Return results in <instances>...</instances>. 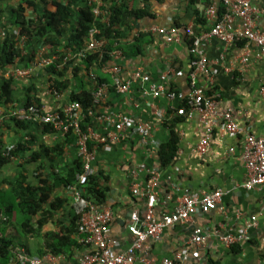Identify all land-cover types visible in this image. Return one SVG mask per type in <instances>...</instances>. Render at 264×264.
Here are the masks:
<instances>
[{"label": "crops", "instance_id": "1", "mask_svg": "<svg viewBox=\"0 0 264 264\" xmlns=\"http://www.w3.org/2000/svg\"><path fill=\"white\" fill-rule=\"evenodd\" d=\"M129 3L131 10L142 6L140 0H130ZM205 7L203 0H148L146 8L150 16L123 19L128 25L119 29L126 33L128 39L142 35V53L135 56L122 53L110 55L108 64L121 67L122 80L128 82V90L119 93L110 89L105 101L97 109L99 114L122 115L127 119V124L119 128L115 123L92 117L94 124L91 127L97 133L114 131L118 134L114 141L97 148L95 174L91 176L98 177L99 184L107 188V191L103 203H94L111 209L113 219L109 226V240L114 250L124 251L131 240L127 229L130 214L136 212L139 217H143L147 205V200L134 196L130 187L132 184L143 187L152 169L159 168L161 188L155 207L158 215L171 212L185 190L191 194H199L203 190L221 188L225 192L219 207L207 213L194 214L186 224L177 223L165 228L160 238L152 243L150 257L157 263L164 258L173 257L179 251L183 257L182 264H264V193L258 189L246 190L241 187L246 178L241 159V140L220 134L217 126L219 113L230 108L235 122L245 131L264 135V59L256 58L252 52L249 65L241 70L237 59L242 52V43L231 45L225 51L216 39L207 44L204 55L208 59L209 71L206 75H199L197 80L208 93L215 91L220 96L215 105V114L208 116V120L215 123L208 149L204 154H199L195 146L206 130L199 114L193 112L191 116H187L176 113L188 91L191 66L187 58V45L184 39L180 43L166 42L162 35L153 31V27L176 26L182 37L188 26L194 31H204L209 27L203 16ZM255 26L264 28V10L258 13ZM11 28L16 31L14 26ZM57 38L59 45L53 47L39 43L31 44L28 49L24 46L21 57L14 64L19 67L31 66L34 52L40 48L45 54L61 50L66 39L64 36ZM136 70L141 75H147L149 81L144 82L140 77L132 78L133 71ZM90 71L109 80L101 69ZM166 73L165 86L176 93L175 98L170 99L164 93L153 96L145 92L149 83L161 84V76ZM49 77L50 74L40 67L34 70L31 77H12L10 101L3 105V109L22 106L29 96L50 111L59 110L69 102L68 95L77 87L76 81L68 68L63 74V79L68 80V88L60 89L54 95L47 91ZM87 80L80 78L78 83L86 84ZM141 123L149 125L145 135ZM170 128L177 134V150L172 161L162 167L157 150L168 139ZM66 136H61L53 129L46 130L37 123L27 122L18 126L13 120L3 121L0 124V147L22 142L24 151L13 154L22 159L20 162L0 155V191L7 190L9 183L19 177H25L28 184L35 185L48 173L49 164L61 172L78 161V172L81 162L76 156L75 136L72 135V140ZM41 145L53 149L56 146L52 155H49L51 159L39 152L33 159L29 157L28 150H37ZM230 147L233 148L232 151ZM72 183L75 184V178ZM85 186L86 184L83 190ZM56 198L63 201L57 208H49L48 203L43 205L44 209H50L51 216L42 226L35 227L38 215L30 218L28 224L36 228L34 232L29 230L24 233L19 223L22 215L20 214V218L17 214V218H14L17 222L10 221L5 226L0 225V235L15 238L16 243L20 241L24 245L17 246L27 248L28 252L25 251L30 256L50 253L46 251L39 255V250L44 249V233H61L65 230L70 225L72 210L77 208L71 205V193L65 190V186L52 192L51 199ZM251 216L255 217V224L248 226ZM77 226L78 221L76 231ZM76 231L72 234L76 245L70 253L61 254L63 257L56 264H77L83 247L77 242ZM193 232L206 236L203 244L192 242ZM228 233L244 234L245 238L226 246L219 237ZM15 263L18 262L11 259L7 264ZM136 264L141 263L136 261Z\"/></svg>", "mask_w": 264, "mask_h": 264}, {"label": "built area", "instance_id": "2", "mask_svg": "<svg viewBox=\"0 0 264 264\" xmlns=\"http://www.w3.org/2000/svg\"><path fill=\"white\" fill-rule=\"evenodd\" d=\"M264 0H210L203 12L205 20L209 23L208 29L195 33L191 26L184 29L190 43L187 44V58L191 69L188 75V91L182 99V103L177 108L179 115L191 116L193 112L199 114L200 120L206 127L204 135L195 146L199 154H204L209 146L212 127L215 123L208 120L210 114H215V105L219 102V94L215 91L210 93L203 85L198 83L199 75L208 74V59L204 55L207 44L216 39L220 42L225 51L231 45L242 43V52L237 61L244 70L250 63L251 53L254 52L256 58L264 59V28L255 26L258 13L264 10ZM87 4L92 6L95 16L102 15V21H108V13H105L104 0H87ZM16 29L15 41L20 49V54L24 49L26 37L19 35ZM153 31L162 35L166 42L180 43L183 37L178 27H153ZM99 28L92 25L87 32L85 46L81 50L72 52L68 48L58 50L59 53L45 54L40 48L34 52L31 59V66L19 67L14 63L0 70L1 77L24 78L31 77L37 67L45 68L52 63L59 61L58 66L65 64L70 59L76 60L99 49L103 44V39L98 37ZM4 32L0 29V36ZM120 54L119 50H113ZM17 60V59H16ZM101 70L106 73L109 80H97L95 74L89 73L90 80L93 81L91 91L92 105L83 109L79 102L69 101L59 110L50 111L43 105L31 103L28 105L15 106L7 110L0 108V124L5 120H19L38 124H49L52 129L61 136L69 133L75 136L76 156L81 162V169L75 173V184H67L65 190L71 193L70 203L76 206L79 211L76 239L83 251L77 258V264H182L181 252H176L173 257H167L160 262H155L149 255L152 243L160 238L163 230L174 224H186L196 213H207L219 207L221 197L225 191L221 188L203 190L199 194H191L187 190L180 197L179 202L169 213L157 214L158 193L160 192L159 168L150 171L149 178L143 187L139 188L132 184L130 189L134 196L147 200V205L143 217H139L136 212L130 214V221L127 229L131 235L130 244L124 251H116L111 246L109 240V226L113 219L109 207L96 205L90 200L82 197L83 187L88 178L95 174V158L97 148L100 145L114 141L118 134L108 131L103 134L97 133L93 127L87 126L82 129L80 123L85 117H93L97 120L104 119L115 123L119 128L127 124V119L119 114H99L97 107L101 105L110 89L124 93L128 90V82L122 80L121 67L117 64L105 62ZM144 82L149 81L147 75H141L138 70L133 71L132 78H139ZM167 73L161 76V84L149 83L145 92L153 96L165 94L173 99L176 93L168 90L165 86ZM47 91L58 94V90L53 87L52 82L46 84ZM263 90V88H261ZM218 131L230 137L241 140V159L246 170V178L241 184L246 190L258 189L264 193V135H257L247 132L237 124L233 118L232 109H226L219 113ZM143 134L148 133L149 125L141 123ZM89 142H92L89 145ZM232 147L230 150L232 151ZM0 155L3 158L20 162L22 159L13 155L5 146L0 147ZM255 224V217L251 216L248 226ZM226 246H229L240 239H244V234L232 235L230 233L219 237ZM205 235L193 232L191 240L195 244H203ZM15 261L19 264H56L63 257L61 254L46 253L43 256H30L24 248L16 246L12 250Z\"/></svg>", "mask_w": 264, "mask_h": 264}, {"label": "trees", "instance_id": "3", "mask_svg": "<svg viewBox=\"0 0 264 264\" xmlns=\"http://www.w3.org/2000/svg\"><path fill=\"white\" fill-rule=\"evenodd\" d=\"M140 1L142 2V6L131 10L129 7L130 0H104L106 5L105 13L109 15L107 22L102 21V15L95 16L93 14L92 6L87 4V0H20L19 3L10 7L9 11H5L6 7H4V4L1 5L0 1V29L4 32L3 37L0 36V70L12 65L16 59L21 57L20 49L15 41L16 36L11 26L19 30V35L26 37V49L31 44L34 45L37 43L41 45L50 44L52 47L57 46L59 45L56 42L57 37L64 36L66 42L62 49L68 48L72 52H75L84 48L88 29L92 25H95L99 28L100 34L98 37L103 39V44L99 49L86 53L84 57L79 59H70L65 64L58 66V61L44 68L50 74L48 81L52 82L53 87L58 91L68 88V80L63 79V74L70 68L77 87L69 92L68 100L77 101L83 109H86L92 105L91 91L94 83L89 77V73L92 72L90 70L101 69L105 62L110 61V52L113 50H120L123 55L135 56L142 53V35L138 34L128 39L126 33L119 29L127 27L126 25L128 24L123 20L125 17L132 19L134 16L135 18L141 15L150 16L146 8L148 0ZM192 1L194 2V0H190V2ZM203 1L204 6H206L210 0ZM27 10L30 12H27ZM131 15L133 16L131 17ZM195 33L199 32L195 31ZM183 39L187 44L190 43L187 35L184 34ZM54 52L61 54L58 50H54L52 53ZM95 76L97 80L107 81L104 77L96 74ZM80 78L88 79V83L85 84V82H82L79 85L78 81ZM11 82V77H4L0 81V107H3L8 100L10 101ZM31 103H36V101L27 96L22 105ZM12 120L18 126L27 123L26 121ZM93 124L94 121L89 116L85 117L80 123L82 129H85L87 126H93ZM39 125L44 126L46 130L52 131L49 124L41 123ZM67 136L71 140L74 139L71 133ZM177 144V134L173 128H170L168 139L157 150L162 167L169 164L175 157ZM6 147L12 154L24 151L22 142L13 143ZM55 147L53 149V147H44L41 145L39 149L34 151L28 150L27 153L32 159L35 157V154L38 155V152L51 159L49 155H52ZM53 167L52 164H49L48 173L44 178H40L35 185L28 184L25 177H19L14 182L9 183L7 190L0 191V225L5 226L12 221L11 219L17 218V214H21L22 220L19 223L25 233L29 232V230L30 232H34L36 228H39L48 220L51 216L49 208H57L63 202L60 198H56L57 200L51 199L52 192L56 188L72 183L74 181V174L80 168V164L78 161H75L72 167H68L61 172L53 169ZM106 191L107 188L101 186L99 184V178L94 175L88 178L82 197L95 203H103L106 197ZM47 203L49 204V208L44 209L43 205ZM75 209L78 210V208ZM75 209L71 212L73 216L70 220V225L65 230L61 233L58 231H47L44 233V249L43 251L39 250V255L46 251L53 254L71 252L73 246L76 245L72 234L76 231V223L79 218V211L77 212ZM36 215L39 217L35 221V228L29 225L28 222L31 217ZM1 227L0 232H2ZM17 244L22 245L20 241L16 243L15 238L12 239L0 235V264H7L11 259L15 260L12 250ZM25 250L28 252L27 248Z\"/></svg>", "mask_w": 264, "mask_h": 264}, {"label": "rangeland", "instance_id": "4", "mask_svg": "<svg viewBox=\"0 0 264 264\" xmlns=\"http://www.w3.org/2000/svg\"><path fill=\"white\" fill-rule=\"evenodd\" d=\"M0 1H1V5L4 4V7H6V10L5 11H9L10 10L9 8L11 6H14V5H16L17 3L20 2V0H0ZM11 220H12L13 223L14 222H17L14 219H11Z\"/></svg>", "mask_w": 264, "mask_h": 264}]
</instances>
